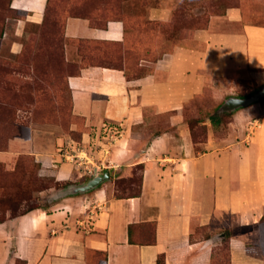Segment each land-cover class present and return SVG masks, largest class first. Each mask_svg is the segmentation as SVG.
<instances>
[{
    "label": "crops",
    "instance_id": "obj_1",
    "mask_svg": "<svg viewBox=\"0 0 264 264\" xmlns=\"http://www.w3.org/2000/svg\"><path fill=\"white\" fill-rule=\"evenodd\" d=\"M195 1L209 0H156L145 12L143 29L120 20L98 28L66 18L63 58L78 70L66 78V88L71 114L83 120L82 140L91 126L107 120L121 123L122 139L144 126L145 112L165 121L135 155L132 139L124 150L119 148L125 143L107 145L116 163L106 169L108 181L70 196L59 195V188L48 206L5 214L0 264H156L159 257L163 264H211L223 232L229 235V264H244L248 256L235 231L264 216V99L232 112L220 113L218 107L228 97L243 98L264 86V26L243 23L239 8L229 7L178 45L168 46L159 31L146 28L166 25L177 4ZM45 3L10 0L9 8L24 14L15 21L18 26H37ZM235 71H245L253 83L249 94H226L202 118H184L191 115V101L221 85L214 78ZM212 115L221 121L211 123ZM189 119L196 124L189 126ZM196 126L203 128L202 137L195 136ZM40 151L37 143L10 141L0 151V163L9 170L18 154L41 162ZM135 165H141L138 195L115 198V181L130 179ZM68 168L49 170L54 182L77 186L98 174L95 169L75 179Z\"/></svg>",
    "mask_w": 264,
    "mask_h": 264
},
{
    "label": "rangeland",
    "instance_id": "obj_2",
    "mask_svg": "<svg viewBox=\"0 0 264 264\" xmlns=\"http://www.w3.org/2000/svg\"><path fill=\"white\" fill-rule=\"evenodd\" d=\"M155 2L156 0H49L44 20L40 25L24 23L18 26L15 21L22 19L24 14L11 10L9 0H0V151L5 150L10 141L37 143L41 150L38 157L41 162L35 161L32 155L18 154L11 169L6 170L0 163V219L4 218L5 214L16 216L35 207L48 206L47 204L53 200L51 195L59 188L65 187L62 183L54 182L55 178L49 173L55 165H67L70 177L73 175L77 177L75 179H79L78 175L83 170L74 164L64 162L56 154L57 148L66 144H70L72 148L71 145H74L75 149L82 151L77 153L78 157L86 156L89 163L100 168H90L91 173L98 169L96 173L102 174L110 166L111 170L116 166V163L111 162L113 147L105 144L108 142L106 139L108 134L112 133V137H116L121 132V137L114 142L125 143L120 150L127 148V139H132L130 143H135L132 147L135 155L138 149L144 147L155 127L164 123L165 117H153L145 112L144 126L134 129L129 136L126 134L127 137L124 139L121 123L107 120L103 122L104 128H101V125L97 128L91 126L87 139L82 140L81 134L79 141H75L81 132L80 118L73 116L69 110L70 99L65 86L66 76L76 70L73 64L67 63L63 58V28L66 18L85 19L89 25L95 27H101L107 20H120L125 27L126 24L128 26L136 23L132 28L140 24L139 28L143 29L142 19L145 12L148 7L154 6ZM215 2L219 6L218 9L212 7L213 4L182 2L176 5V11L180 14L183 11L184 16L191 17L190 20L195 22L192 19L194 14L200 13L201 16L204 12L213 10L219 12L225 3H229L239 8L243 23L264 26V0H215ZM175 15L177 19L172 20L171 25L176 29L184 22L178 14ZM146 28L159 31V26L153 23L147 24ZM171 28L169 31L176 33ZM162 37L163 35L159 36V39ZM66 44L73 45L68 42ZM225 75L214 78L221 85L214 84L212 89L206 90L202 98L189 103L191 115L185 114L184 118L192 116L202 118L219 97L226 94L244 96L249 94L253 83L247 78L245 71L228 72ZM194 134L202 137L203 128L196 126ZM103 148L109 149L106 155ZM130 173V179L135 180L138 174L136 168H132ZM127 182V179L115 181L121 187H126ZM115 189L117 190L114 184L113 190ZM135 191L136 183L131 186L130 191H118L117 194L124 196ZM227 219L225 216L222 217L223 222H227ZM218 231L227 229L220 228ZM235 233L242 237L241 243L249 258L243 257L241 262L264 264V219L253 227L238 228ZM203 235L205 237L209 234L200 236ZM216 245L212 249L211 264H229L228 244L217 242Z\"/></svg>",
    "mask_w": 264,
    "mask_h": 264
},
{
    "label": "trees",
    "instance_id": "obj_3",
    "mask_svg": "<svg viewBox=\"0 0 264 264\" xmlns=\"http://www.w3.org/2000/svg\"><path fill=\"white\" fill-rule=\"evenodd\" d=\"M9 1H10V0H9ZM197 2H199V3H207V4H209V5H210V4H213L212 7H215V9H216V8H217V9L219 8V6H218V4L215 2V0H209V1H207V2L195 1V2H185V3H197ZM223 2H224V1H223ZM48 3H49V0H46L45 7H44V14H43L42 22H43V20H44L45 14H46V9H47ZM183 4H184V3H183ZM184 6H185V4H184ZM229 7H233V6H231L229 3H227V4L225 3V5L220 9L219 12L213 10L212 12H208V13L204 12V13L201 14V16H200V13H196V14H194L193 17H192V19H193L195 22H193L192 20H190L191 17H188V18H187L186 16H184L185 13H183V11H181L182 13L180 14L178 11H176L177 9H176V7H175V9L172 11V15H171V18H170V22H169V23H167L166 25L154 23L153 25H155V26L158 25V26H159V32H160L161 36L163 35V37H162L161 40L166 41V42L168 43V46H174V45H178V44H180L181 41H182V39L186 38L185 36H187L188 33L191 32L192 30L205 28L206 25H207V22H208V18H209V16H212V15L221 16V15H223L224 10H225L226 8H229ZM183 9H184V8H183ZM175 14H178L179 17H180V18L183 20V22L185 23V24L182 23V24H181L180 26H178L176 29H175L174 25H173V26L171 25V24H172V20H176V19H177ZM104 22H105V21H104ZM104 22H103V25H104ZM186 23H187V25H186ZM103 25H102L101 27H98V28H102ZM90 26H92V25H90ZM171 26H172V28H171ZM92 27H95V26H92ZM169 28H171L172 31H176V33H175V32H171V31H169V30H170ZM161 32H162V33H161ZM99 64H100V63H99ZM75 69H76V68H75ZM74 71H75V72H74L73 74H69V75H67L66 78H67L68 76H76V75L78 74V70L76 69V70H74ZM66 78H65V86H66ZM254 90H256V88H254L252 91H254ZM259 101H263V100H259ZM69 104H70V106H69L70 109H69V110L71 111V103H70V101H69ZM226 116H228V114L224 115V118H225ZM209 120H210L211 123H218V122L221 121L220 118H218L217 116H214V115L210 116V117H209ZM187 124H188L189 126H193V125L196 124V120H194V119H189V120H187ZM79 128L81 129V132L78 133V138H75V139H77V140H75V141H79V139H80V135H81V134L83 133V131H84V128H83V120H82V119H80V127H79ZM135 168H136V170L138 171L137 177H136V179H135L136 182H134V181H135L134 179H128V180H127L128 182H127V184H126V185H127L126 187H121V185H119V184H117V183H114V184H115V187L117 188V190H116V189L114 190L115 193H113V195H114L115 198L136 197V196L138 195V187H139V182H140V178H141V176H140L141 165H135ZM109 170H110V169H109ZM134 183H136V191H135L134 193L126 194V195H124V196H123V194H117L118 191H121V192H122V191H130V188H131V186H132ZM116 184H117V185H116ZM118 189H120V190H118ZM35 208H36V207H35ZM35 208H33V209H35ZM37 208H38V207H37ZM30 210H32V209L26 210V211H24V212L21 213V214H24L25 212L30 211ZM2 219H3V218H2ZM2 219H0V220H2ZM263 219H264V216H262V217L259 219V221L257 222V224L260 223ZM128 234H129V231H128ZM223 234H224V238L220 241V244H221L222 242H226V243H227L228 234H227L226 232H223ZM128 242H129V243H132L133 241L130 240V238H129V239H128ZM149 242H151V241H149ZM141 244H143V243H141ZM144 244H146V243L144 242ZM97 259L101 260V262H104L105 257H104L103 255H97ZM156 264H163L162 259H161L160 257L157 258V260H156Z\"/></svg>",
    "mask_w": 264,
    "mask_h": 264
},
{
    "label": "water",
    "instance_id": "obj_4",
    "mask_svg": "<svg viewBox=\"0 0 264 264\" xmlns=\"http://www.w3.org/2000/svg\"><path fill=\"white\" fill-rule=\"evenodd\" d=\"M261 99H264V86L258 88L255 92L243 98H234V97L226 98L225 100L222 101V103L218 107V111L220 113L232 112L238 108L247 106L252 103H256ZM108 180H109V171L105 170L102 174L98 173L92 175L82 185H77V186L67 185L63 187L62 190L59 192V195L70 196L77 193H84Z\"/></svg>",
    "mask_w": 264,
    "mask_h": 264
},
{
    "label": "built area",
    "instance_id": "obj_5",
    "mask_svg": "<svg viewBox=\"0 0 264 264\" xmlns=\"http://www.w3.org/2000/svg\"><path fill=\"white\" fill-rule=\"evenodd\" d=\"M109 124H112V123L109 122ZM109 124H107V126ZM100 127L104 128L105 127L104 123H102ZM105 129H103V130L105 131ZM100 130H102V129H100ZM104 131H103V133H104ZM107 132H108V130H107ZM117 132H119V131H117ZM119 134H117L116 137H112V133L108 134V137L106 138L108 140V142L105 143V144L106 145H111L114 142H116L117 138L121 137V132H119ZM71 147L72 148H70V144H66L63 147L57 148L56 149V154L62 160H64V162L69 163V164H74L78 169H82L83 173H86V174L90 175L91 174L90 168H98L96 165H94L92 163H89L87 161V157L86 156L85 157H78L77 156L78 155L77 153L79 151L82 152L81 150L75 149L74 145H71ZM102 150L104 151V149H102ZM105 151H106V153H105ZM105 151H104V154L106 155L107 154V150L105 149ZM52 164H54V162ZM98 169H100V168H98Z\"/></svg>",
    "mask_w": 264,
    "mask_h": 264
}]
</instances>
